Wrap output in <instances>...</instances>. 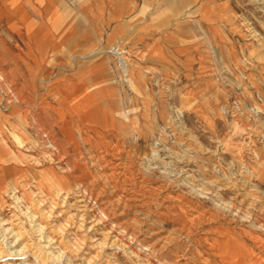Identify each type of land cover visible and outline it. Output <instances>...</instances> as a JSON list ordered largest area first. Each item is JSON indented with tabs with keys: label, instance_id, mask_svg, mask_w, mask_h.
Masks as SVG:
<instances>
[{
	"label": "rangeland",
	"instance_id": "374dc122",
	"mask_svg": "<svg viewBox=\"0 0 264 264\" xmlns=\"http://www.w3.org/2000/svg\"><path fill=\"white\" fill-rule=\"evenodd\" d=\"M1 1L16 21L21 0ZM59 1L78 20L83 0ZM182 18L166 38L195 47L173 57L128 40L95 50L111 94L91 95L108 113L70 133L58 111L73 98L56 91L84 62L53 52L26 64L0 18V264H264V0H200L192 39L179 40ZM80 186L98 196L89 213L103 208L139 241L110 246L106 224L87 228Z\"/></svg>",
	"mask_w": 264,
	"mask_h": 264
},
{
	"label": "crops",
	"instance_id": "0c3cea01",
	"mask_svg": "<svg viewBox=\"0 0 264 264\" xmlns=\"http://www.w3.org/2000/svg\"><path fill=\"white\" fill-rule=\"evenodd\" d=\"M21 2L20 9L17 8L18 18L12 21V6L0 0V18L6 20L10 31L15 32L21 40L16 54L23 62L37 64L40 63L39 58L55 54L65 58L70 53L84 62L76 65L74 75L67 78L68 82L61 93L60 90L56 91L58 96L73 98L69 109L58 111L60 117L66 113L72 118L73 122L64 121L67 125L64 131L67 133L85 127L94 130L96 126L103 125V118L108 113L103 103L91 95L94 91L103 96L111 94L108 87L110 62L107 58H93L99 46L108 47L128 40L139 50H156L160 47L173 57L180 48L183 51V48H194L195 45L183 42L181 46H174L166 38L167 33L172 32L171 25L167 26L172 18H184L180 21L179 40L192 39L200 32V0H83L77 5L75 13L79 12L80 15L76 21H72L75 14L73 16V11L68 8L66 11L70 13L67 11L62 18L61 10L65 11L66 5L59 0ZM158 25L164 27L160 29ZM191 43L200 46V40H191ZM185 55L188 58L190 54Z\"/></svg>",
	"mask_w": 264,
	"mask_h": 264
},
{
	"label": "bare ground",
	"instance_id": "6f19581e",
	"mask_svg": "<svg viewBox=\"0 0 264 264\" xmlns=\"http://www.w3.org/2000/svg\"><path fill=\"white\" fill-rule=\"evenodd\" d=\"M38 24V23H37ZM39 26V25H38ZM30 29H32V27L30 28ZM11 91V90H10ZM12 93V92H11ZM12 97L16 100L17 99V97H16V95H15V93L14 94H12ZM41 138H42V140H43V143L44 144H52V145H54L51 141H50V143L48 142V138H49V136H48V133L45 131V132H43V134L41 135ZM55 149H57V147H55ZM120 165V164H119ZM116 171V170H115ZM46 181H47V183H48V185H50V187L51 188H53V191L54 192H56V194L58 195L59 194V192L61 191V187H59L57 184H55L54 182H53V179H51V178H49V177H46ZM128 190V189H127ZM71 191V190H70ZM92 191V190H91ZM87 187H82V186H80V187H78L77 188V190H75V192H77L79 195H77L78 196V200H77V202L79 203V207L81 208V210H82V213H81V217H85V216H88V217H90V218H93V220L91 221V225L89 226V227H87V228H93L94 226H96V225H98V224H106L109 228L105 231H103V233H101V234H103V237H104V239H106L107 238V240L109 241V244H110V246H114V244H115V246H117V247H122V245H124L125 246V248L126 249H128V248H130L131 247V244L132 243H135V242H137V241H139L134 235H132V234H130L129 232H127L124 228H122V229H120V228H118V227H115L114 225H111L110 226V224H111V222H110V220H109V217H108V215H107V213L103 210V208H101V207H99L98 205V207H97V209H99L100 211L99 212H91V213H89L90 211H95L96 210V208L94 207L95 206V204L96 203H98V199H97V197H95V195H93V192H91ZM63 192V191H62ZM74 192V191H73ZM101 199V198H100ZM18 200V199H17ZM20 207V206H19ZM67 210V209H66ZM97 211V210H96ZM22 213V212H21ZM42 215H44V214H42ZM89 219V218H88ZM33 220V219H32ZM28 221H30V220H28ZM35 225V224H34ZM38 227V226H37ZM42 229V228H41ZM41 229H39V228H37V230L40 232V231H42ZM3 231V230H2ZM113 234V235H112ZM4 235H6V234H4ZM4 235H2V234H0V238L2 237V239L0 240V241H3L4 240V242H3V245H8L9 244V242H7V240H5L6 239V236H4ZM120 236H123L124 238H122V239H125V240H128L127 241V246L124 244V243H120ZM42 238H44V236L43 235H40L39 236V240L40 239H42ZM48 239V238H47ZM49 240V239H48ZM103 240V239H102ZM16 241V240H15ZM13 243V242H12ZM15 243V242H14ZM13 243V244H14ZM49 243V242H48ZM48 243H46L45 244V246L48 244ZM101 245L103 244V245H106L107 244V241L106 242H102V243H100ZM100 245V246H101ZM1 246V245H0ZM42 247H44L43 245H41ZM123 246V247H124ZM5 247V246H4ZM25 246L23 245L20 249L19 248H16V249H14V250H9V249H7L6 251H7V253H5L6 255V258H4V260L6 259L7 260V256L9 257H12V255H15V256H22L24 253L22 252V249L24 248ZM40 247V246H39ZM12 249V248H11ZM42 249V248H41ZM76 249V248H75ZM0 250H3L2 248L0 249ZM52 250V249H51ZM53 251V250H52ZM124 251V250H123ZM2 252V251H1ZM45 252V251H44ZM55 252V251H54ZM99 252H100V250H99ZM53 253V252H52ZM27 254V253H26ZM47 254V253H46ZM45 254V255H46ZM58 254V253H57ZM60 254V253H59ZM59 254H58V256H59ZM63 254V253H62ZM71 254V253H70ZM247 255V254H246ZM42 256V255H41ZM49 256V255H48ZM57 256V257H58ZM61 256V255H60ZM0 258H3V255H0ZM21 258V257H20ZM19 258V259H20ZM43 258V257H42ZM53 258V257H52ZM41 259V258H40ZM44 259V258H43ZM47 259H48V257H47ZM84 259V258H83ZM14 260V259H13ZM23 260V259H22ZM39 260V259H38ZM66 260V259H65ZM20 262V261H19ZM42 262V261H41ZM66 262V261H65ZM86 262V264H88L89 262L88 261H85ZM23 263V262H22ZM25 263V262H24ZM44 263V262H43ZM12 264H13V262H12ZM160 264H166V263H164V262H161ZM251 264V263H250ZM253 264V263H252Z\"/></svg>",
	"mask_w": 264,
	"mask_h": 264
}]
</instances>
